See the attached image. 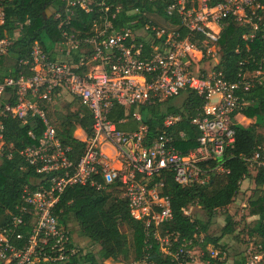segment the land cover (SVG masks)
I'll use <instances>...</instances> for the list:
<instances>
[{
	"label": "built area",
	"instance_id": "built-area-1",
	"mask_svg": "<svg viewBox=\"0 0 264 264\" xmlns=\"http://www.w3.org/2000/svg\"><path fill=\"white\" fill-rule=\"evenodd\" d=\"M142 1L155 5L162 0ZM212 1L167 0L161 12L133 8L120 19L122 6L116 0H61L62 9L53 12L59 39L48 51L34 42L29 59L20 63L31 76L0 78V117L11 116L21 123L35 118L41 124L37 139L28 132L34 143L21 155L42 175L34 189H23L21 205L0 226V264H75L72 258L82 248L55 213L61 196L71 187L97 192L115 189L126 202L144 233L145 252L131 264H154L148 260L153 245L175 264H197L191 241L173 250L177 237L167 231L164 236L159 233V227L173 219L169 198L162 194L163 172H171L181 188L205 187L213 177L228 175L224 160L233 149L236 120L250 104L243 95L255 86L264 87V55L259 61L252 59L255 69L241 68L235 82L227 81L217 69V43L225 20L248 26L250 32L242 38L253 39L255 31L264 28V0H217L211 6ZM80 16H91L89 31L74 27ZM141 18L146 20L140 26ZM2 19L0 9V23ZM12 41L0 40V59ZM187 91L203 100L190 121L198 133L196 145L186 152L176 147V138L168 130L181 117L173 114L164 117L162 131L149 139L141 111ZM67 98L77 100L92 116L90 135L79 129L82 137H74L83 143L75 161L71 147L60 142L40 107ZM116 107L131 110L119 124L136 122L135 130H120L109 119ZM3 131L0 120V157L6 146ZM178 137L182 139L183 133ZM247 162L264 165L259 151ZM191 207L183 214L190 216ZM25 217H30V234L17 247L13 240L23 238L19 230L27 224ZM217 251L202 253L219 260L222 253ZM263 254L256 252L247 264L260 262Z\"/></svg>",
	"mask_w": 264,
	"mask_h": 264
},
{
	"label": "trees",
	"instance_id": "trees-1",
	"mask_svg": "<svg viewBox=\"0 0 264 264\" xmlns=\"http://www.w3.org/2000/svg\"><path fill=\"white\" fill-rule=\"evenodd\" d=\"M116 1L122 6L119 17L124 19L125 12L133 8H140L148 13L153 9L161 12L167 0L155 5L146 4L142 0ZM216 2L217 0H213L210 5L213 6ZM62 7L61 0H0L3 14L0 40L3 38L13 40L7 55L0 59V78L31 76L27 68L20 63L29 59L30 47L34 42H38L48 51L51 44L59 39L50 11L57 12ZM90 20L91 16L75 18L74 27L87 32L91 26ZM145 20L140 19V26ZM16 30H19V33L14 37ZM249 32L248 26H239L231 19L225 20L221 29L217 43L220 55L217 69L229 82L237 80L241 68L248 71L255 69L252 59L259 61L264 55V28L260 27L255 31L253 39L244 40L243 35ZM181 35L183 36L184 32H181ZM181 95L185 98L179 106L172 105L171 100H167L145 107L141 114L143 123L148 128L149 139H153L162 131L166 115H180L181 120L168 131L175 136L176 147L186 152L196 145L198 133L195 127L190 125V121L198 114L203 100L188 91ZM243 96L250 104L241 111V115L253 120V123L247 127L239 124L234 127L233 149L224 160V168L229 171L228 175L213 177L210 184L205 187L192 185L181 188L174 182L171 172H163L162 194L169 198L173 219L161 225L159 233L164 236L167 231L173 237H177L173 250L183 241H191L193 246H197L203 253H206L209 246L224 251L225 245L221 244V240L234 233L235 223L230 215L225 216V226L218 237L207 232L217 210L226 209L238 195L241 183L250 178V164L247 160L259 151L260 160L264 162L262 145L264 137L257 133L258 127L264 125V87L255 86ZM60 103L62 102L55 105L41 103L40 107L45 110L60 142L71 147V158L75 161L83 152V143L75 139L73 133L78 126L87 136L90 135L92 116L86 107L73 100L67 102L64 113L55 117ZM73 105L77 106V109L70 108ZM130 112L131 110L116 107L109 119L118 129L132 131L136 128L135 123L129 121L124 125L119 124V120L127 118ZM0 120L4 127L3 137L6 145L0 157V226H2L8 220L9 213L21 205L23 189L25 187L34 189L42 175L37 174L33 167L26 164L21 155L26 147L34 143L28 137V132L32 131L36 139L40 136L39 121L31 118L21 123L11 116L0 117ZM178 133H183L182 139H179ZM252 180L254 189L248 200V207L250 214L256 216V219L247 226L246 234L256 245L257 252L264 253V165L256 167ZM194 205L202 210L205 219L191 218L183 214L185 209ZM55 213L61 226L67 228L70 224H75L78 235L89 243L86 250L82 249L78 257L72 258L71 262L75 264H104L107 260L131 264L140 260L145 252L143 225L140 221L132 219L126 202L118 198L115 189L97 192L89 187L68 188L55 207ZM29 220L30 217H25L27 224L19 230L23 238L13 240L17 247H22L30 234ZM148 254V260L154 264H175L161 255L155 245ZM204 260L208 261V264H225L224 261L219 262L207 256ZM241 264H245L244 259ZM261 264H264V259Z\"/></svg>",
	"mask_w": 264,
	"mask_h": 264
},
{
	"label": "rangeland",
	"instance_id": "rangeland-1",
	"mask_svg": "<svg viewBox=\"0 0 264 264\" xmlns=\"http://www.w3.org/2000/svg\"><path fill=\"white\" fill-rule=\"evenodd\" d=\"M207 66H210L211 63L206 62ZM185 96L181 95L173 100H171L172 105L179 106L184 101ZM68 101H71L70 98H67ZM67 101H63L57 107L56 116L64 113V110L67 108ZM73 110L77 109V106H70ZM165 108V107H163ZM243 116L237 117L238 124L244 127H247L253 123V120L241 119ZM247 120V121H246ZM257 133L264 137V125L258 127ZM264 146V144H262ZM250 178L245 179L240 186V191L238 195L235 197L234 201L226 208L217 210L215 217L208 229V234L214 237H218L221 234L222 228L225 226V216L230 215L235 223L234 225V233L232 235H228L221 240V244L225 245V250L221 251L215 249L218 253L221 254V258L218 260L219 262L224 261L225 264H241L243 259L245 260V264L250 263L252 261V257L257 252V247L247 236V226L256 219V216H252L249 212L248 200L253 194L254 184L252 178L256 173V167L254 165L250 166ZM189 213H191V218H199L205 219L202 210L194 205L190 208ZM69 230L72 234L73 240L78 247H82L84 250L89 246H87V241L84 240V243L81 241L82 238L78 235V228L75 224L69 225ZM81 240H80V239ZM97 249V247H95ZM207 249H214L211 246L207 247ZM194 251V259L197 264H207L204 260V255L202 251L196 246L193 249ZM264 259L260 262H253V264H261Z\"/></svg>",
	"mask_w": 264,
	"mask_h": 264
},
{
	"label": "crops",
	"instance_id": "crops-1",
	"mask_svg": "<svg viewBox=\"0 0 264 264\" xmlns=\"http://www.w3.org/2000/svg\"><path fill=\"white\" fill-rule=\"evenodd\" d=\"M53 12L54 11H50V13H52V16H53ZM52 45V44H51ZM50 48H48V50H49ZM173 100V99H172ZM66 101L68 102V103H70L71 101H68L67 99H66ZM171 115V114H170ZM180 116V115H179ZM239 117V116H238ZM241 119H243V120H245L246 118L245 117H241ZM247 121V120H246ZM128 123V122H127ZM132 123H135L136 124V128L138 127V123H136V122H132ZM124 124H126V123H124ZM124 124H122V125H124ZM135 128V129H136ZM79 129H81L80 127H76V129H75V131H74V133H73V136L75 137H78V138H81L82 137V135H81V133L79 132ZM134 129V130H135ZM80 239V238H79ZM81 240V239H80ZM84 240L85 239H83L82 238V242L84 243ZM85 244V243H84ZM87 246L89 245V243H88V241H87ZM82 248V247H81ZM83 249V248H82ZM104 264H123V263H120V262H118V261H114V260H107L106 262H104Z\"/></svg>",
	"mask_w": 264,
	"mask_h": 264
}]
</instances>
